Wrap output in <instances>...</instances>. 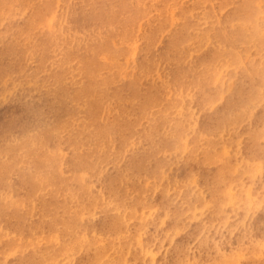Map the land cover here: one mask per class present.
I'll use <instances>...</instances> for the list:
<instances>
[{
  "label": "bare ground",
  "instance_id": "obj_1",
  "mask_svg": "<svg viewBox=\"0 0 264 264\" xmlns=\"http://www.w3.org/2000/svg\"><path fill=\"white\" fill-rule=\"evenodd\" d=\"M1 1L3 0H0V28H5V22L10 20L8 12L19 14L24 11L23 7L27 3L15 6L13 10H6L8 6L3 7L4 3L7 4L6 0L3 3ZM245 1L240 3L244 4ZM38 2L41 5H50L54 0ZM226 2L227 0L223 1L224 4ZM82 8L85 9L86 6L81 5ZM82 10L79 13L83 18L82 22H73L72 32L65 34V37L74 40V46L82 49L76 54H66L67 59L75 58L78 75L73 87H66L67 82H62L61 78L60 81L57 80L52 71H46L50 78L42 80L46 87L56 89L55 92L60 94L58 100L43 97L41 92L44 87H37L33 82L44 68L45 60L43 57L37 59L38 41L31 39L28 32L24 37L32 46L30 52H26L28 64L25 65L22 61V71L8 75L12 76L9 79L4 74L0 77V102H7L12 108L10 121L0 130V264H166L168 255L174 258V264L236 263L241 250L227 248L229 242L219 241L217 236L219 230L224 228L232 237L243 223L246 224L250 213L264 208V181L261 178L264 172V144L259 143L264 140V110L256 128L250 129L253 123L242 118L249 114V119L250 115L257 112V106L264 103V65L260 68L254 64L247 66L244 79L256 74V80L248 84V90L242 96L241 102L231 101L227 107L213 111V103L208 93L210 88H215L216 99L218 93V100L224 99L221 94L222 87H231L233 77L239 73L237 70L229 73L223 67L227 60L236 62L237 59L236 54L231 51L235 49L232 38L236 39V36L224 31L226 28H234L235 23L226 20L225 28L219 25L223 30L220 28V31L225 34L224 39L228 41L226 43L229 44V54L226 55L227 52L224 51L222 55L223 51L220 52L223 38L215 41V34L212 36L213 34L206 33L203 37L199 35L202 44L200 46L206 43V48H210L214 46L211 42L215 43V51L213 50L207 62L202 60L196 64L181 63L183 58L179 61L176 60L178 58H173L176 60V67L174 65L175 69L170 76L173 81H161L155 87L149 83L140 85L135 81L131 83V92L120 87L113 75L111 79H106L107 82L100 81L99 71L95 66L98 62L94 64L92 58L83 57L87 50L84 48L85 43L92 42V35L87 33L94 27L103 26L104 22L95 20L99 16L93 19L91 12L87 17L84 13L86 9ZM36 14L40 16L43 12L39 14L36 9ZM190 15L187 14V17ZM12 16L17 17L15 14ZM39 16L35 15L34 19L39 20ZM167 23L170 24L168 21ZM197 23L199 22L196 21V26ZM82 24H86V27L80 30ZM240 24L243 26L246 23L242 20ZM187 25L186 29H189ZM189 27H193V24ZM114 29L113 27L112 30ZM0 32L3 38L7 30L5 28ZM8 32L10 33L9 30ZM253 34L257 40H262L257 30ZM36 36L38 35L35 34V38ZM60 40L56 39V42ZM248 40H243L244 44ZM196 43L200 44L198 41ZM258 45L260 47L257 50L264 55V36ZM174 47L176 50V45ZM249 51L251 48L246 49L248 54ZM56 52L58 50L53 55ZM93 53L97 54L96 51ZM220 56L225 58L222 63L218 62L222 60ZM55 60L56 58L53 61ZM33 64L36 69L34 72L31 71ZM51 64L50 59L45 63L47 67ZM155 65L156 62L152 66ZM147 70L151 72L153 69L150 71L148 67ZM222 71L227 74L225 79L220 78ZM70 73L67 72V76ZM153 73L149 74L152 76ZM195 88L200 89L202 100L196 101L191 95ZM14 90L16 93H12ZM109 110L114 112L115 117L107 123L106 114ZM242 128L247 129L245 138L249 143L248 149L252 152L249 158L243 153L242 147L236 145L244 137ZM236 130L237 134L233 136ZM188 138L192 139L195 146L193 145L190 155L186 156ZM64 152H69V155L65 156ZM199 153H202L201 160H198ZM178 163L186 166L196 163L198 173L191 174L198 179L195 176L184 181L178 179L174 170ZM62 164L72 171L69 174L63 172ZM212 164L217 165L213 179L205 185L202 182L205 178L204 168ZM240 168L242 172L238 175ZM12 174L16 175L15 179H10ZM258 183L262 186L260 191L255 192L254 188ZM202 218L205 220L203 223ZM147 226L156 229L149 236ZM182 234L194 238L198 246L196 252L190 247L175 244V237ZM248 239L251 253L247 264H262L264 260L260 259L259 252H264V237Z\"/></svg>",
  "mask_w": 264,
  "mask_h": 264
},
{
  "label": "rangeland",
  "instance_id": "obj_2",
  "mask_svg": "<svg viewBox=\"0 0 264 264\" xmlns=\"http://www.w3.org/2000/svg\"><path fill=\"white\" fill-rule=\"evenodd\" d=\"M4 1L5 0H3V2ZM9 1H11V0H9ZM9 1L6 0L5 2L7 4H9ZM59 1H61V2H59ZM59 1L54 0V2H52L50 5L46 4V3H43L41 5L38 2V0H22L23 3L21 2V0H18V2H17V0H13L10 2L9 5H7V4L5 5V3L3 5L2 4L3 2L1 1L2 2L1 4L3 5V7L8 6V8L6 7V10H9V8H10V10H13L15 6L16 7L19 5L21 6L25 3H27L28 5L26 4L23 7L24 11L19 13V14L14 13V12H11V13L8 12L9 14H7V15H9L8 17L10 19V20H7L5 22V28L7 30V33L4 34L3 38L0 36V42H1L0 43V58H1L0 59L1 60L0 61V66H1L0 67V71H1L0 77L4 74V77L7 75L6 78L9 79L12 76L9 77L8 75H12V74H15V73L22 71V68L20 66V63L22 61L24 63H26L25 65L28 64L26 62L28 59L27 55L30 52L32 46L29 45L30 44L29 42L25 41L24 37L29 35V37L31 39H34L35 42L38 41L37 46L39 48V58H37V59H41L40 57H43L45 60V62H43L44 68L42 70H40L39 76H37V79L35 81H33L36 83L37 87H40V86H41V88L44 87V89H42L41 95L45 98H52V99L57 98V100H58L59 96H60L59 93L55 92L56 89H54L51 86L46 87L44 84H42V80L50 78L49 73H45L46 71H52L53 75L56 74L57 80H59L61 78L60 80L62 82L66 81L67 84H65V86L68 87L69 89L73 87L74 81L77 78L78 74H76V69H75V65H76L75 58L70 57L67 59L66 54H67V52L76 54V53L80 52L82 49L74 46V42H73L74 40L71 38H67L65 36L68 35L70 32H72V30L74 28L73 22H75L76 20H78L79 22H82L83 18H82V16L79 15L80 11L83 9V8L81 9V5L84 7L86 6V8H85L86 10L83 9L82 11H84V10L86 11V12L84 11V13L87 15V17L89 16V14L93 13V14H91V15H93V16H91L93 19H95L94 17L99 16L100 18L96 17L95 20L104 22L103 26L94 27V28H92V30H90V32L88 30H85V32H89V33H87V35H89V34L92 35V37H91L92 42L85 43L84 48H86L87 50L84 53L85 55H83V57H86V58L90 57L89 59L92 58L91 60H93L94 64L98 62V64H95V66H97L96 69L99 71L98 72V79L100 81H103V83L106 81V79H111V77L114 76L113 78H114L115 82L120 87L126 88L132 92L131 83H133L135 81H136L135 83H137V84L140 83V85H145L146 83H149V84H152V86H154V87L156 86V83L158 85L161 83V81H162V83L166 82L167 80L173 81V78L170 76L176 67V65L174 64L176 62V60L179 61L180 59L183 58L181 60L182 61L181 63H183V62L184 63L185 62H194L196 64L198 62H201L202 60H205L207 62V60L210 59L211 53L213 52V50L215 51V49H214L215 43L211 42L212 45H214V46H211L210 48H206V46H207L206 43L204 46H200L202 44H201V40H200L201 36H199V35H202V37H203L204 34L210 33V34H213L212 36H214V34H215V36L213 37L214 40L218 39V38H219L218 40H220V38H221V40H222V38L224 39L225 34H224V32H222L223 30H222L221 26H224V28L227 26L226 20H227V22L228 21H230V22L234 21V23H235L234 28H226L224 31L227 34L231 32V33L235 34V36H236V39H235V37L232 38L233 45L235 46V49L231 50V51H233L236 54L237 59H236V62L234 60H227L228 62H226L223 67H225V69L229 73H231L232 71H235V70H237L239 73L233 77V83H232L231 87H229L228 85L224 88L222 87L223 93H221V94L224 95V99L218 100L220 93H218L219 96L216 99L215 88L214 87L210 88L211 90H209L210 92H208V93H209V96L211 99V103H213V106H212L213 111H217L220 108L227 107L231 101L241 102L242 98H243L242 96H244L248 90V84H250L252 81L256 80V74H254L251 78L246 77L247 79H244V74H245V71L247 69V66H250V64H254L255 67L260 68L262 65H264V55H263V53H261L260 50H257L260 47L258 44H260L263 41V36H264V10H262V9H264L263 8L264 7V3H263L264 0H251V2H249V0H246L244 2V4L249 6V7H247V6L244 7L243 6L244 4L240 3L241 1H244V0H227L228 3L226 2V4L223 3V1L225 2L226 0H222V1L221 0H170V2H168V0H119V1L118 0H103V1H101V0H88V3L86 0H81V1L80 0H75V1L71 0V2H70V0H59ZM91 1H93V3ZM109 1H111V2L109 3ZM81 2L85 3V4L83 5ZM103 2L105 5H103ZM94 3H95V5H92ZM239 3H240V5H239ZM55 4L58 5V7H56ZM88 4H89L90 8H88L89 7ZM109 4H110V6H109ZM91 5H92V7H91ZM101 6H103L102 9H101ZM104 6H105V8H104ZM181 6H182V8H181ZM235 6H237V8ZM38 7H39V10H38ZM99 7L101 10L99 9ZM166 7H168V8H166ZM241 7L244 9H242ZM232 8H234L236 10L233 9L234 10L233 11V10H231ZM36 9L39 12V14L41 12H43L42 15H44V16L42 18H41V16H42L41 14H40V16L38 14H36ZM96 9H99V10H96ZM105 9L108 11L106 12ZM246 9H248V10H246ZM257 9L261 10L260 11L261 13L258 12ZM65 10H66V12H65ZM103 10L105 11L106 15L104 14ZM251 10H253V11L251 12ZM255 10H256V14L259 13V14H257L258 19L256 18ZM164 11L165 12L167 11L166 14H164L165 13ZM55 12H57V13H55ZM13 13L17 17L12 16V15H14ZM186 13L188 15L191 14L190 16H188L189 18L191 17L190 20L187 17ZM107 14H108V16H107ZM207 14H208V16H207ZM211 14L213 16H210ZM240 14H242V16H240ZM250 14H252V15H250ZM35 15L39 16L40 19L39 20L34 19ZM104 15H105V17H104ZM166 15H167V18L165 17ZM109 16H110V20H109ZM198 16L202 17L203 19L198 17ZM251 16H252V18H250ZM205 17H206V19H205ZM226 17H227V19H226ZM47 18H48V20L46 21ZM134 18H137V19H134ZM161 18H163V21L161 20ZM170 18H171V20H170ZM182 18L186 19V22L189 23L188 24L189 26H191L193 24V27H189L186 24L185 20ZM211 18L213 20H211ZM219 18H221V19H219ZM246 18H247V20L244 21V19H246ZM3 19H4V17L2 18V21H3ZM52 19H54V20H52ZM89 19L91 20V18H89ZM106 19H108V21ZM111 19H113V20H111ZM129 19H130V21H129ZM229 19H231V20H229ZM43 20L45 22H43ZM127 20L129 21V23ZM131 20H132V22H131ZM207 20H210L212 22L207 21ZM242 20L244 23H246V24H243V26H242V24H240ZM8 21H9V24H8ZM157 21H158V23H157ZM167 21L170 24H168ZM196 21L200 23V24L197 23V26H196ZM250 21L252 22V24ZM27 22L28 23L31 22V24H28ZM182 22H184L185 24ZM193 22H195V23H193ZM237 22L239 23V25ZM27 24L29 25V27L27 26ZM157 24H159V25H157ZM219 24H221V26ZM249 24H251V25H249ZM34 25H37V26H34ZM39 25H41L42 27ZM85 25L86 24H82V26L80 27V30H82L84 27H86ZM173 25H175V26H173ZM186 25L188 26L189 29H186ZM215 25H217V27ZM30 26H32L33 28ZM47 26H48V29H47ZM111 26H113L115 28L114 29L115 31L112 30L113 27H111ZM160 26H161V28H163V29L159 28L162 31L158 29V27H160ZM35 27H36V29H35ZM125 27H126V30H125ZM179 27H181V28H179ZM195 27H198V28H195ZM203 27L204 28L206 27V28L204 29ZM5 28H0V30L4 31ZM19 28H20V30H19ZM22 28H23V30H22ZM28 28L31 30H34V31L31 32V30H28ZM57 28H59L61 31H59V29H57ZM200 28H202V30L205 33ZM220 28L222 31H220ZM207 29H208V32H207ZM250 29H252V30H250ZM258 29H261V30H258ZM8 30L10 31V33L8 32ZM177 30H179V31H177ZM181 30H182V32H181ZM183 30L185 31V33ZM194 30L198 33L196 34V32H194ZM214 30H215V32H213ZM245 30H246V32H245ZM248 30H250V31H248ZM255 30H257L258 34L260 36H262V40H257L254 37L255 35L253 33L255 32ZM191 31H193V32H191ZM27 32H28V34H27ZM127 32H128V37H127ZM155 32H158V34ZM200 32H202L203 34L202 33L200 34ZM39 33H40V35H39ZM177 33H179V34L177 35ZM181 33H183V34L181 35ZM219 33L222 34L223 36L221 37ZM251 33L253 35H251ZM35 34L38 35V36H36V38H35ZM46 34L48 37L45 36ZM147 34H148V36H147ZM156 34H157V36H156ZM10 35H13V36H10ZM124 35H126V37ZM176 35L178 36V38ZM179 35H181V36H179ZM217 35H218V37H217ZM196 36H198L199 38H197ZM122 37H123V39H122ZM150 37H152V38H150ZM179 37H180V40H179ZM183 37H184V39H183ZM215 37H217V38H215ZM175 38H177V39H175ZM247 38H249L251 40H248ZM9 39H11V40H9ZM56 39H59V40L62 39V41L60 40V41L56 42ZM174 39H175V41L177 40V43L175 41H173ZM253 39H256V40H253ZM64 40H65V42H64ZM71 40H72V42H71ZM195 40L200 42V44L197 45ZM243 40H245V41L248 40L247 41L248 43L246 42L247 44L246 43L244 44L245 41H243ZM54 41L56 42V44ZM222 41H223L222 42L223 44L221 45L222 50L220 49V52L223 51V53L221 52V54L223 55L225 52H227V50L229 48V44L226 43V41H227L226 39H224ZM224 41H225V44H224ZM239 41H241V42H239ZM254 41H255V43H254ZM4 42L6 44H4ZM19 42H21V43H19ZM131 42H132V44H131ZM236 42H237V44H236ZM72 43H73V45H71ZM20 44L22 45V47ZM23 44H25V45H23ZM40 44H42V45L39 46ZM66 44H68V45H66ZM174 44L176 45V50H175ZM253 44H255V45H253ZM69 45H70V47H69ZM172 45H173V48H172ZM103 46H105V47H103ZM112 46L114 48H112ZM252 46H255L253 48H256V49H253ZM60 47H62V48H60ZM66 48H67V50H66ZM101 48H103V49H101ZM248 48H249V50L251 48V51H249V54L246 52V49H248ZM41 49H42V51H41ZM43 49H44V51H43ZM94 49H96V50H94ZM100 49H101V51H100ZM57 50H58V52H56V54L53 55V52H55ZM90 50H92V52ZM94 51H96L97 54H94L93 53ZM26 52H28V53H26ZM122 52H123V54H121ZM229 53H230V51H228L226 53V55ZM82 54L83 53H80V55H82ZM120 54H121V56L119 57L118 55H120ZM150 54H151V56H150ZM41 55H43V56H41ZM111 55H113V56H111ZM126 55H127V57H126ZM2 56L3 57L7 56V57L5 59H3ZM57 56H59V57H57ZM104 56L107 58H105ZM21 57H23V59ZM102 57H104V58H102ZM147 57H149L150 59ZM54 58H56L55 61H53ZM173 58H178V59L173 60ZM220 58H222V60L221 61L217 60L218 62L222 63L223 61H225L224 57L220 56ZM49 59L52 62V64H51L52 66L49 65L47 67L45 65V63ZM105 59H107V61ZM168 59L170 61H168ZM171 59H172V61H171ZM178 61H177V64H179ZM58 62H59V64H58ZM154 62H156L157 65L152 66ZM60 63L61 64L63 63L64 66H63V64L61 65ZM70 63H72V64H70ZM117 63H118V67L116 66ZM120 63L123 64L124 66L123 65L121 66ZM34 64L32 65V68H31L32 72H34L36 70ZM55 64H57V65H55ZM2 65L6 66V67H4ZM174 65H175V67H174ZM3 67L5 68V70ZM62 67H63V69H62ZM148 67L150 68V71L152 69L153 70L151 72H148L149 71V70H147ZM49 68H51V70ZM60 68H61V70H60ZM121 68H123V69H121ZM104 69H106V70H104ZM109 69H111V70H109ZM74 71H75V73H73ZM118 71L120 73V74H118L119 76L117 75ZM142 71H144L146 73V75L142 74L143 73ZM6 72H7V74H6ZM67 72L68 73L71 72V73L67 76ZM149 73H153L152 76ZM71 74L74 76H72ZM226 76H227V74L225 71L220 72V78L225 79ZM14 92L16 93L15 90L12 91V93H14ZM44 95H46V96H44ZM49 95H53V96H49ZM191 95L193 96V98L196 99V101L202 100V99H200L201 98L200 89L195 88L194 90H192ZM195 106H196V104H195ZM263 110H264V103L257 106V112L250 115L249 119L247 118V116L249 114L246 116L245 115L242 116L243 119L249 121L250 123H253V125L250 127V129L256 128V123L258 122V119L261 117ZM11 111H12V108L9 105V103L4 102V101L0 102V130H2L3 127L6 125V123L10 121V119L12 117ZM114 117H115L114 112L112 110H109L106 114L107 123H109L111 120H113ZM241 132H244V137L242 138L241 142H236V145L239 148L242 147L243 153L245 154V156L247 158H249V156L252 152H251V149L250 150L248 149L249 143L247 142V140L245 138L247 129L242 128ZM209 134H207V136ZM211 134L218 135V133H211ZM236 134H237V130H236V133L233 134V136H235ZM204 137H206V136H204ZM263 142H264V140H260L259 143L264 144ZM193 145L195 146V143H193L192 139L188 138L186 141V146L188 148L187 152H185L186 156L190 155L191 151L193 150ZM64 155L68 156L69 152H64ZM197 155H198V160H201L202 153H199ZM259 156L262 158L261 155H259ZM216 166H217L216 164H212L209 167L204 168L205 171L203 172V175L205 176V178L202 179V182L205 185H207L206 182H210L213 179V173L215 171ZM61 167H62V171L66 172V174H69V172L72 171L71 169L67 168V166L65 164H62ZM174 170L177 173L176 175L178 176V179H180L182 181L187 180L188 178H190L192 176H195L197 178L196 175L191 174V173H198L196 163H191L187 166L184 164L178 163V164H176V167L174 168ZM238 171H239L238 175H241L242 169L240 168ZM15 178H16L15 174H12L10 176V179H15ZM261 178L264 181V172L262 173ZM261 186H262L261 183H258L255 186L254 191L255 192L260 191ZM204 221H205L204 218H202L201 223H203ZM147 228H148L147 229V236L153 234L156 230L153 226H147ZM227 235H229V236H227ZM217 237H218L219 241L229 242L227 244V248H234L235 250H241L240 253L238 254L239 256H237L236 263H229V264H247L248 260L250 258V253H251V245H250L251 243L248 242V240H249L248 237H252V238L264 237V208H261L259 210H256L255 212L250 213V216L247 219L246 224L243 223L242 226H240L238 228V230L235 231V233L232 237L230 236L228 230H225L224 228L219 230V234ZM175 244L178 246H181V247H190L195 252L197 251V248H198L197 244L194 242V238L192 236L190 237V236L185 235V234L176 236L175 237ZM259 255H260V259L264 260V252H259ZM173 262H174V258L171 257L170 255H168L167 260H166V264H174ZM261 263L264 264V262H261Z\"/></svg>",
  "mask_w": 264,
  "mask_h": 264
}]
</instances>
